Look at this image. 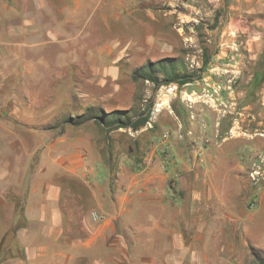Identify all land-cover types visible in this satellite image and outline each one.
<instances>
[{
	"label": "crops",
	"instance_id": "obj_1",
	"mask_svg": "<svg viewBox=\"0 0 264 264\" xmlns=\"http://www.w3.org/2000/svg\"><path fill=\"white\" fill-rule=\"evenodd\" d=\"M61 1L55 10L56 20L45 12L47 25L41 26L34 17L41 7L37 1V6H30L29 0H0V77L2 66L12 63L10 56H23L25 68L31 56H38L18 48L19 36L24 38L20 43L29 46L28 38L44 27L48 44L64 42L61 39L67 26L80 12L94 10L95 0ZM218 2L226 15L233 16L229 23L225 19L223 35L234 36L236 50L218 56H259L260 68L250 79H259L255 91L264 93V0ZM48 5L45 2L43 7ZM117 9L128 17L122 18ZM113 17L115 23L110 29L106 25V30L113 33L114 25H119L122 33L86 56H96L108 45L103 56L112 66L108 58L125 35L129 45H153L159 56L153 61L167 57L162 56L168 40L162 35L161 11L151 0H107L105 20ZM147 23L157 28L156 35L146 37ZM100 25L95 24L88 35L99 31ZM222 42L225 45L231 40ZM58 46L40 56H75L79 52L75 53L74 47L65 52ZM57 62L54 66L60 69L64 62ZM19 75L16 70L17 81ZM0 87L1 94V82ZM6 98L0 99V264H239L251 248L264 246V215L260 216L264 187L251 190L240 175L233 151L236 138H226L219 148H203L194 154L184 149L179 122L171 133L165 130L171 119L161 116L158 106L143 128L116 134L125 137L128 145L114 149V131L108 132V127L84 114L121 109L88 106L81 114L68 115L60 126L96 123L103 132L72 135L60 131L51 136L31 128L26 133L32 142L28 148L25 136L16 133L17 125H22L20 118L2 112L5 106L18 108L15 100ZM25 105L37 107L35 102L25 101ZM2 131L7 139L5 148L1 146ZM141 135L147 149L138 148ZM17 147L23 149L25 164L18 163ZM164 150L170 155L167 164L163 163ZM91 212L102 219L93 221ZM257 220L260 225L256 229Z\"/></svg>",
	"mask_w": 264,
	"mask_h": 264
},
{
	"label": "rangeland",
	"instance_id": "obj_2",
	"mask_svg": "<svg viewBox=\"0 0 264 264\" xmlns=\"http://www.w3.org/2000/svg\"><path fill=\"white\" fill-rule=\"evenodd\" d=\"M34 1L41 5L40 10L34 12L36 24L47 25L46 13L56 20L55 10L62 3L61 0H29L30 6L38 5L34 4ZM151 1L161 11L162 35L168 40L163 45L162 56L178 57L186 69L199 75V78L195 77L197 79L193 82L181 86L169 84L158 88L148 81L133 80L131 73L136 67L159 56L153 50V45L148 43L144 46L129 45L125 35L108 58L112 66L107 64L103 56L108 45L99 49L96 56H86L90 53L89 50L111 42L114 40L113 36L122 33L119 25H114L113 33L106 30V25L110 29L115 16L106 21L107 0H95L92 4L94 10L84 9L75 22L67 26L68 29L61 39L64 42L48 44L49 36L46 33L47 28L44 27L41 32L28 38L29 46L20 43L24 38L19 36L16 39L19 41L20 50H29L38 56H31L27 68L21 65L23 56L18 59L10 56L12 63L2 66L0 99H7L9 96L18 105L16 109L13 105L5 106L2 112L7 115L16 113L15 117L20 118L18 120L25 126L17 125L16 133L18 136H25L27 140L26 133H29L28 129L31 128L43 130L51 136L60 131L72 135L77 132H103L96 123L60 126L59 122L68 119V115L81 114L88 106L104 110H125L127 104L142 109L152 103L151 115H154L153 111L159 106L160 115L171 119L165 126L168 133L174 131L176 124L180 123L177 127L183 134L184 149H191L194 154H199L203 148H219L226 138H236L233 151L235 164L241 166L240 175L247 180L251 190H260L264 187V93H257L256 87H253L254 80L250 79L251 74L260 68V57L218 56L221 52L228 55L229 52L236 51L232 44L234 36L228 33L223 35L225 19L229 23V18L233 16L226 15L220 9L218 0ZM45 2L49 4L46 8L43 7ZM116 13L122 18L128 17L124 14L125 11L117 9ZM173 17L177 19L170 23ZM146 21H149L148 18ZM97 23L101 24L99 31L88 35ZM128 27L130 31L133 30V26ZM27 29L30 30L31 27L27 26ZM124 29L128 31V28ZM157 31L150 23L146 24V37L156 35ZM225 38L231 40L227 45L222 42ZM14 40L11 38V41ZM57 46L65 52L73 47L74 52H79L75 56H40L49 49H58ZM223 48L226 51H223ZM241 48L242 46L238 50ZM203 52L209 58L206 67L202 63ZM57 60L59 63L64 62L65 66L63 64L60 69L54 66L58 63ZM104 69H108V72L103 73ZM200 69L202 72H199ZM16 70L21 74L18 81L15 77ZM15 82H18L17 87L14 86ZM25 101L35 102L34 106L37 107L27 108ZM180 109H183V113ZM38 122H44L46 125H35ZM112 130L115 135L114 149H125L128 140L116 134L133 131ZM112 130L108 129V132ZM153 131V135L159 137V134ZM2 134L1 146L5 148L7 139L3 131ZM144 139L141 135L138 148H148L147 143L143 142ZM27 145L28 148L32 147L31 140H27ZM178 147H182V143ZM22 150L17 147L19 165L26 163ZM8 161L10 162V158ZM263 215L264 209L260 213L261 219ZM259 225L260 221L257 220L253 227L257 229ZM252 249L256 250L260 258H264V246H259L251 248L239 264L254 263Z\"/></svg>",
	"mask_w": 264,
	"mask_h": 264
},
{
	"label": "trees",
	"instance_id": "obj_3",
	"mask_svg": "<svg viewBox=\"0 0 264 264\" xmlns=\"http://www.w3.org/2000/svg\"><path fill=\"white\" fill-rule=\"evenodd\" d=\"M208 59V55L203 52L202 63L204 67L208 64ZM199 72H202V70L200 69ZM195 77L199 78V75L189 72L178 57H165L156 61L148 60L143 65L136 67L131 73V78L133 80L151 82L156 88L169 84L181 86L193 82L197 79ZM253 80V87L257 88L260 80ZM180 111L183 113V109H180ZM151 112L152 103L142 109L131 107L127 110H114L102 114L86 113L84 115L97 119L104 127H108L111 130L123 128L137 131L147 124L151 117ZM105 118H107V120ZM251 255L254 259V263L252 264H264V258H260L256 250L252 249Z\"/></svg>",
	"mask_w": 264,
	"mask_h": 264
},
{
	"label": "built area",
	"instance_id": "obj_4",
	"mask_svg": "<svg viewBox=\"0 0 264 264\" xmlns=\"http://www.w3.org/2000/svg\"><path fill=\"white\" fill-rule=\"evenodd\" d=\"M162 137H166V135L164 134ZM170 158L169 152L166 150L163 151V163L167 164V159ZM90 217L93 221H98L100 219H102V216L100 214H98L97 212H91Z\"/></svg>",
	"mask_w": 264,
	"mask_h": 264
}]
</instances>
